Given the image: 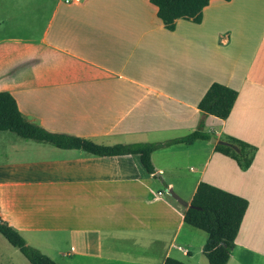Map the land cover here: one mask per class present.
<instances>
[{"label": "crops", "instance_id": "obj_1", "mask_svg": "<svg viewBox=\"0 0 264 264\" xmlns=\"http://www.w3.org/2000/svg\"><path fill=\"white\" fill-rule=\"evenodd\" d=\"M34 11L38 32L23 37L3 35L0 16V92L29 120L102 146L164 142L196 129L217 82L238 95L226 119L206 115L204 131L257 151L241 171L210 140L175 144L151 154L149 174L137 155L0 134L2 220L56 264H209L206 233L184 222L204 182L248 201L227 264H264V0H210L199 24L178 19L173 31L149 0ZM6 250L0 240V264H24Z\"/></svg>", "mask_w": 264, "mask_h": 264}, {"label": "trees", "instance_id": "obj_2", "mask_svg": "<svg viewBox=\"0 0 264 264\" xmlns=\"http://www.w3.org/2000/svg\"><path fill=\"white\" fill-rule=\"evenodd\" d=\"M157 8V17L164 27L173 31L178 19L199 24L202 10L210 0H149ZM229 2L230 0H224ZM238 93L217 82H213L197 108L200 117L197 127L191 133L164 142L117 144L102 146L92 141L66 133L47 130L29 120L18 109L16 101L8 92H0V132H10L21 139L52 145L59 149H78L98 157L137 155L143 169L153 174L151 154L161 148L175 144L191 145L197 140L209 141L211 135L204 131L206 115L226 119L234 106ZM224 144H215L214 151L231 158L241 171L251 166L257 148L233 137H224ZM248 207L242 197L200 182L189 207L184 213V222L206 233L202 252L209 264H227L235 248V239ZM0 234L18 249L29 264H56L38 249L29 246L24 238L0 216ZM163 264H184L166 258Z\"/></svg>", "mask_w": 264, "mask_h": 264}, {"label": "rangeland", "instance_id": "obj_3", "mask_svg": "<svg viewBox=\"0 0 264 264\" xmlns=\"http://www.w3.org/2000/svg\"><path fill=\"white\" fill-rule=\"evenodd\" d=\"M51 1L52 0H0L1 19L9 23L3 35L23 37L24 35L38 32L42 19L41 17H39V22L35 21L34 18L36 16V13L34 10L38 9L40 5H44L45 2L50 3ZM31 26L33 27L32 30L30 29ZM0 134L10 133L2 132ZM14 137L17 138L16 136ZM0 240H2L6 244V251H8V254H11V252L9 251L15 250L16 255L13 254L14 257L18 256V258L22 260L24 264H29L16 249H13L10 245L7 244V242L1 235ZM58 264H62L60 259L58 260Z\"/></svg>", "mask_w": 264, "mask_h": 264}, {"label": "water", "instance_id": "obj_4", "mask_svg": "<svg viewBox=\"0 0 264 264\" xmlns=\"http://www.w3.org/2000/svg\"><path fill=\"white\" fill-rule=\"evenodd\" d=\"M210 142L213 143V144H224L225 143L224 141L218 140V139H216L214 137L210 138Z\"/></svg>", "mask_w": 264, "mask_h": 264}, {"label": "built area", "instance_id": "obj_5", "mask_svg": "<svg viewBox=\"0 0 264 264\" xmlns=\"http://www.w3.org/2000/svg\"><path fill=\"white\" fill-rule=\"evenodd\" d=\"M77 2L78 0H64V2H66V3H71V2ZM226 43V42H225ZM160 194V193H159Z\"/></svg>", "mask_w": 264, "mask_h": 264}]
</instances>
